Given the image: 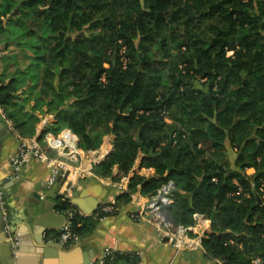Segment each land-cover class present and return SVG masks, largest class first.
Masks as SVG:
<instances>
[{"label":"trees","instance_id":"1","mask_svg":"<svg viewBox=\"0 0 264 264\" xmlns=\"http://www.w3.org/2000/svg\"><path fill=\"white\" fill-rule=\"evenodd\" d=\"M2 44L31 52L24 67L0 57V104L21 137L44 114L54 120L40 141L69 129L94 151L113 135L94 174L120 180L139 159L154 170L134 172L118 207L172 179L173 223L202 214L210 257L264 264V0H0ZM70 205L58 196L59 210ZM97 219L76 214L72 230Z\"/></svg>","mask_w":264,"mask_h":264},{"label":"crops","instance_id":"2","mask_svg":"<svg viewBox=\"0 0 264 264\" xmlns=\"http://www.w3.org/2000/svg\"><path fill=\"white\" fill-rule=\"evenodd\" d=\"M5 52V50H0V57ZM1 65L0 59V68ZM0 119L7 129V134H5L6 131L0 123V136H2L0 139V182L5 193L13 236L18 240L10 250L7 241L12 238H6L4 231L0 230L1 261H11L13 264H95L105 255V250L110 248L120 255L137 254L139 264H217L216 259L210 257L201 248L176 251L169 239L166 241V237L158 235L153 225L133 220L130 213L137 208L133 200L121 205L118 211L97 219L94 228L82 234L76 243L64 245L60 238L62 227L56 230L47 229V226L64 224L59 216V214L65 215L64 211L57 207L58 196L61 197L60 181L57 179L55 185L49 186L52 166L38 158L30 159L22 166L19 173L14 172L10 159L17 152L20 141L8 130L6 122ZM53 120L54 116L51 114H45L44 118L42 115L41 121L36 126L34 137L39 139ZM113 138V135H108L107 141L105 139L104 144L98 150L84 151L85 156L81 158V164L90 167L94 161L98 163L113 149ZM39 142L48 159H57V152L51 149L44 139ZM103 149L104 154H102ZM89 156L91 159H87ZM139 166L140 159L131 174L123 176L120 180L100 177L94 174L93 170L92 174L79 176L71 195L72 201L79 202L76 206L80 210L96 209V204L100 201L115 198L123 192L122 188L114 183H123V186L128 188L130 177L134 172L147 177L154 174V170H140ZM117 170L118 168L115 167V173ZM139 192L140 186L136 194H140ZM52 205H55L58 214L51 211ZM26 208L37 210L38 215L31 223L26 219L29 217ZM42 209H46V212ZM208 224L211 226L210 220ZM115 264H123V261L118 258Z\"/></svg>","mask_w":264,"mask_h":264},{"label":"built area","instance_id":"3","mask_svg":"<svg viewBox=\"0 0 264 264\" xmlns=\"http://www.w3.org/2000/svg\"><path fill=\"white\" fill-rule=\"evenodd\" d=\"M0 118L7 125L10 132L15 134L20 141L17 152L11 157V164L15 173H19L22 166L32 158H38L46 161L52 166V175L49 178V186L55 185L57 179H61L67 174L66 180L60 185L59 193L63 201H69L70 207L64 211L65 221L60 233L61 241L64 245H72L80 239V235L72 230V219L76 214L83 217L103 218L111 213L119 210L116 197L108 200H102L97 205L92 213H86L78 209L71 199V195L75 188L77 179L81 175L92 174V166L85 167L81 164V158L85 156L84 150L80 147L79 138L69 129H65L60 134H55L48 131L44 134V141L51 149L57 152V159L50 160L43 152L41 143L36 137H21L14 128L13 121L7 117L3 106L0 104ZM71 135L72 139H67ZM75 138V139H74ZM91 151V150H90ZM122 188L123 192L128 191V188L123 186V183H114ZM174 181L172 179L164 183L155 194L145 196L131 193V200L135 201L137 208L130 213V217L135 221L148 222L153 225L161 237L169 239L176 251L184 249L201 248L205 251L202 245V239L211 230L209 220L206 216L198 214L197 222L194 226H184L182 224L173 223L166 214L165 208L170 204L174 190ZM0 210L3 212V220L5 223V231L11 234V240L17 244L16 237L13 236L12 224L8 218L6 208V198L3 190V185L0 182ZM14 245V246H15ZM113 250L110 248L105 250V255L99 259L96 264H112ZM217 264H224L222 260L216 259ZM252 264H259V258L253 260Z\"/></svg>","mask_w":264,"mask_h":264},{"label":"water","instance_id":"4","mask_svg":"<svg viewBox=\"0 0 264 264\" xmlns=\"http://www.w3.org/2000/svg\"><path fill=\"white\" fill-rule=\"evenodd\" d=\"M0 123L2 124L3 128L5 129V124H4V122H3L1 119H0ZM5 131H6L5 134H7V129H5ZM1 137H2V136H0V139H1ZM109 153H110V152H108V153H107V154H106V155H105V156L99 161V163L102 162V161H104L105 158L107 157V155H108ZM67 174H68V173H67ZM67 174H66L62 179H61V177L58 178V181H60L61 184L66 180ZM74 204H75V205H79V202H74ZM97 205H98V203L96 204V206H97ZM26 210H28V212H29V217H26V219H27V221H28L29 223H31L32 221H34V219H35L36 216L38 215L37 210H35V209H33V210H29L28 208H26ZM94 210H95V209H94ZM94 210L92 209V210H90V211H87V210H83V211L86 212V213H92V212H94ZM0 211H1V210H0ZM42 211L46 212V209H45V210L42 209ZM51 211H53L55 214H58L57 211H56V207H55V205H52V207H51ZM1 216H2V225L0 226V230H1V231H4V233H5V237H6V238H10L11 234H10L9 232H6V231H5V228H4L5 223H4V220H3V212H2V211H1ZM59 216L62 218V220H63V222H64V221H65V215H61V214H59ZM8 218H9V220H10L9 213H8ZM38 220H39V219H38ZM62 226H63V224H62V225H58V226H47V229L56 230V229H58V228H60V227H62ZM165 240L167 241L168 238H166ZM16 241H18V240L16 239ZM7 244L9 245V249H10L12 246L15 245L14 241L11 240V239L7 241ZM10 250H11V249H10ZM0 264H13V262H11V261L7 262L6 260H5V261H1V260H0Z\"/></svg>","mask_w":264,"mask_h":264},{"label":"rangeland","instance_id":"5","mask_svg":"<svg viewBox=\"0 0 264 264\" xmlns=\"http://www.w3.org/2000/svg\"><path fill=\"white\" fill-rule=\"evenodd\" d=\"M1 49L0 50H2V51H4L5 50V48H4V44H2L1 45ZM13 51V52H12ZM8 53H15L17 56H18V63L21 65V67H24L26 64H28V55H30V51L28 50V49H25L23 46H20V45H17V44H13V45H11V47H9V49L7 50V52H6V54H8ZM3 55H5V53L3 54ZM52 115V114H51ZM44 116H45V114L43 115V118H44ZM65 130V129H64ZM77 136V135H76ZM108 136V135H107ZM107 136H105L104 137V140H103V143H102V145L104 144V142H105V139H106V141H107ZM78 137V136H77ZM79 138V137H78ZM67 139H68V137H67ZM70 139V138H69ZM105 147H107V146H105ZM104 147V148H105ZM228 148H227V151H228V153H229V155L231 156V157H234L235 156V151L229 146V144H228V146H227ZM108 148V147H107ZM54 150V149H53ZM104 150V149H103ZM45 151H47V149H45ZM55 151V150H54ZM105 151V150H104ZM111 151V150H110ZM56 152V151H55ZM103 154V153H102ZM56 156V155H55ZM100 157H102V156H100ZM91 159V157L89 156V157H87V159ZM99 163V162H98ZM95 164H97V161H94L93 163H92V166L94 167V165ZM137 164V163H136ZM93 170V169H92ZM247 173H249V174H252V173H254L255 172V169L254 168H247Z\"/></svg>","mask_w":264,"mask_h":264},{"label":"bare ground","instance_id":"6","mask_svg":"<svg viewBox=\"0 0 264 264\" xmlns=\"http://www.w3.org/2000/svg\"><path fill=\"white\" fill-rule=\"evenodd\" d=\"M67 137H68V140H69V138L72 139V136H71V135H68ZM74 139H75V138H74ZM104 153H105V151H103V154H104ZM100 158H101V157H100Z\"/></svg>","mask_w":264,"mask_h":264}]
</instances>
